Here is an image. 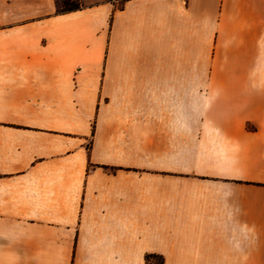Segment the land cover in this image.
Here are the masks:
<instances>
[{
    "label": "crops",
    "instance_id": "1",
    "mask_svg": "<svg viewBox=\"0 0 264 264\" xmlns=\"http://www.w3.org/2000/svg\"><path fill=\"white\" fill-rule=\"evenodd\" d=\"M148 259L264 264V0H0V264Z\"/></svg>",
    "mask_w": 264,
    "mask_h": 264
},
{
    "label": "trees",
    "instance_id": "2",
    "mask_svg": "<svg viewBox=\"0 0 264 264\" xmlns=\"http://www.w3.org/2000/svg\"><path fill=\"white\" fill-rule=\"evenodd\" d=\"M77 7H79V3H78V2H74V3L72 2V3H71V2H68V1H67V2L65 3V9H74V8H77ZM148 264H150V263H149V259H148ZM154 264H158V262L155 261Z\"/></svg>",
    "mask_w": 264,
    "mask_h": 264
},
{
    "label": "rangeland",
    "instance_id": "3",
    "mask_svg": "<svg viewBox=\"0 0 264 264\" xmlns=\"http://www.w3.org/2000/svg\"><path fill=\"white\" fill-rule=\"evenodd\" d=\"M72 2L74 3L75 1H72ZM72 2H71V3H72Z\"/></svg>",
    "mask_w": 264,
    "mask_h": 264
}]
</instances>
